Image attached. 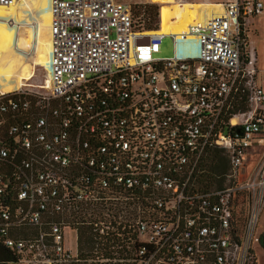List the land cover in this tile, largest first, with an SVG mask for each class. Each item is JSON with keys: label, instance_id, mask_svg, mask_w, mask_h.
Segmentation results:
<instances>
[{"label": "built area", "instance_id": "2783aa9c", "mask_svg": "<svg viewBox=\"0 0 264 264\" xmlns=\"http://www.w3.org/2000/svg\"><path fill=\"white\" fill-rule=\"evenodd\" d=\"M263 7L149 35L130 3L50 0L49 87L0 95L4 263L258 264L264 71L246 28ZM213 149L227 170L203 187Z\"/></svg>", "mask_w": 264, "mask_h": 264}, {"label": "bare ground", "instance_id": "6f19581e", "mask_svg": "<svg viewBox=\"0 0 264 264\" xmlns=\"http://www.w3.org/2000/svg\"><path fill=\"white\" fill-rule=\"evenodd\" d=\"M159 30H148L147 34H179L187 30L188 26L204 23L210 16L220 14L222 6L209 0L197 4L177 3L175 0H160ZM33 10L36 19L29 22L24 19L27 10ZM30 12V13H31ZM209 16L207 19L205 17ZM50 0H16L11 6L0 7V95L13 93L23 86L33 74V66H43L47 72L43 89L50 84ZM205 19V20H204ZM204 20V21H203ZM35 24L34 29L28 31L29 36L21 34L20 25ZM33 26V25H32ZM32 28V27H31ZM24 29V28H23ZM29 42V51L23 52L21 45ZM30 52L31 61H23L21 57ZM176 54L182 58L197 56L196 47L192 43L183 42L176 47ZM28 56V55H27ZM29 58V56L27 57ZM20 85L16 90L9 89L8 83ZM16 88V87H15Z\"/></svg>", "mask_w": 264, "mask_h": 264}, {"label": "rangeland", "instance_id": "374dc122", "mask_svg": "<svg viewBox=\"0 0 264 264\" xmlns=\"http://www.w3.org/2000/svg\"><path fill=\"white\" fill-rule=\"evenodd\" d=\"M120 1L132 4L134 12L137 15H143V17L146 18L145 22H146L147 29H148L149 22L151 20L157 21V25H158L159 10L163 6L161 5L160 0H120ZM175 1H177V3L179 2L180 4L181 3L197 4L205 0H175ZM225 1L227 0H220L222 4ZM261 1L263 2V5H264V0H261ZM210 2L213 3L212 1ZM31 11L33 10L29 9L26 11V13L24 14V19L29 22L31 21L34 22L36 19V16L34 12L32 13ZM208 17L209 16L205 17V19H207ZM34 25L35 24H31V23L27 25H24V24L20 25L21 34L23 33L24 37H26V35L29 36L28 31L33 30ZM148 30H152V29H148ZM246 33L248 36V40L250 41L251 45L254 46L255 48L257 59H258V68L260 71H264V7H263V11L261 15H258L257 17L252 18L249 21V24L246 28ZM20 47H21L20 49L26 54V51H29L30 49V43L27 42L24 45L23 44L21 45L20 43ZM159 47H160V52L157 55V57L167 58V57L172 56L174 45L170 37L164 38ZM25 54L23 55L24 57H21L22 60L27 61L26 59H28V61L30 62L31 61L30 57L32 54H30V52H27V55L29 56V58H27L28 56ZM46 78H47V72L43 69V66H33V74H32L31 79L27 82L28 86H23L21 88L25 90L26 89L36 90V88H43ZM260 79L264 80V76L263 78L260 77ZM6 87H8L9 89L11 88L12 90H16L17 88L20 87V85L18 86V84H16L14 81V82L8 83V86ZM257 153H260V151L259 150L252 151V154L254 155L249 157L246 163L248 168L257 163L259 159ZM256 237H258V241L254 243V250L257 256V263L264 264V210L262 211L259 217V220H258V224L256 227Z\"/></svg>", "mask_w": 264, "mask_h": 264}, {"label": "trees", "instance_id": "16d2710c", "mask_svg": "<svg viewBox=\"0 0 264 264\" xmlns=\"http://www.w3.org/2000/svg\"><path fill=\"white\" fill-rule=\"evenodd\" d=\"M160 15V10H159ZM158 15V25L157 21L151 20L148 25V29L156 30L157 27L159 28L160 19ZM159 30V29H158ZM221 150H210L207 154V161L204 165L200 166L199 171V179L198 183L203 187L208 186L212 180L216 179L217 177L223 178L227 170V160L222 155ZM11 256L6 253L5 251L0 252V264H5L4 262H10Z\"/></svg>", "mask_w": 264, "mask_h": 264}, {"label": "crops", "instance_id": "0c3cea01", "mask_svg": "<svg viewBox=\"0 0 264 264\" xmlns=\"http://www.w3.org/2000/svg\"><path fill=\"white\" fill-rule=\"evenodd\" d=\"M210 1H212L213 3H216V4H220L222 6V3L220 2V0H210Z\"/></svg>", "mask_w": 264, "mask_h": 264}, {"label": "water", "instance_id": "95a60500", "mask_svg": "<svg viewBox=\"0 0 264 264\" xmlns=\"http://www.w3.org/2000/svg\"><path fill=\"white\" fill-rule=\"evenodd\" d=\"M262 242V241H261Z\"/></svg>", "mask_w": 264, "mask_h": 264}]
</instances>
